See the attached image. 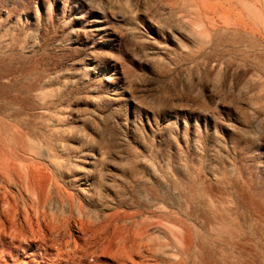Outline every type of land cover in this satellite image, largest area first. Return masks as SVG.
I'll return each instance as SVG.
<instances>
[{"label":"rangeland","instance_id":"374dc122","mask_svg":"<svg viewBox=\"0 0 264 264\" xmlns=\"http://www.w3.org/2000/svg\"><path fill=\"white\" fill-rule=\"evenodd\" d=\"M0 264H264V0H0Z\"/></svg>","mask_w":264,"mask_h":264},{"label":"bare ground","instance_id":"6f19581e","mask_svg":"<svg viewBox=\"0 0 264 264\" xmlns=\"http://www.w3.org/2000/svg\"><path fill=\"white\" fill-rule=\"evenodd\" d=\"M123 245V244H122Z\"/></svg>","mask_w":264,"mask_h":264}]
</instances>
